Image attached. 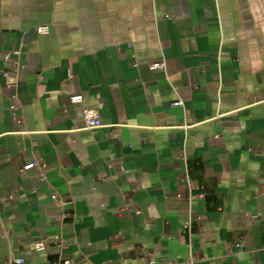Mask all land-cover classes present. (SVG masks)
Segmentation results:
<instances>
[{
  "label": "crops",
  "instance_id": "1",
  "mask_svg": "<svg viewBox=\"0 0 264 264\" xmlns=\"http://www.w3.org/2000/svg\"><path fill=\"white\" fill-rule=\"evenodd\" d=\"M10 258L264 264V0H0Z\"/></svg>",
  "mask_w": 264,
  "mask_h": 264
},
{
  "label": "built area",
  "instance_id": "2",
  "mask_svg": "<svg viewBox=\"0 0 264 264\" xmlns=\"http://www.w3.org/2000/svg\"><path fill=\"white\" fill-rule=\"evenodd\" d=\"M35 31L39 35H46V34H48L50 32V29H49V26H47V25H40V26H36L35 27ZM11 55L15 59H17L19 57L20 53H19V51H12ZM4 59H8V55H6L4 57ZM16 63L17 64H16L15 68L13 69V72L5 74L6 86L7 87H11L12 86V83L15 80V78H14L15 77V72L18 71V68H20V65L18 64V62H16ZM164 67H165V63L161 59L159 61L150 63L148 65V70L149 71L163 70ZM69 100H70V103H72V104L81 103L83 101V96L82 95H73V96L70 97ZM182 103L183 102L181 100H176V101H174L172 103V105L181 106ZM82 120H83V127L85 129H94V128H98V127L102 126L99 113L96 110H94V109L83 110V112H82ZM40 167L41 166H40V164L37 161H33V162L25 165L23 167V170L26 171V170H30V169H33V168L40 169ZM51 198L53 200H57L58 199L56 197V195H52ZM67 203L68 202L61 200V204L66 205ZM183 228L187 232V234L190 235V223L189 222L186 223L183 226ZM43 249H44V245H43L42 242H37L33 246V250H35V251H42ZM8 262H9V264H22L23 260L21 258H10ZM61 264H68V262L65 261V262H63Z\"/></svg>",
  "mask_w": 264,
  "mask_h": 264
}]
</instances>
